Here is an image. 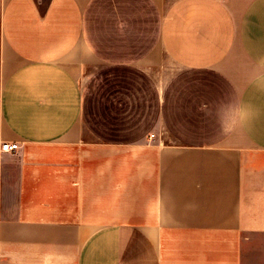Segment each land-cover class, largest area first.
<instances>
[{
  "label": "crops",
  "instance_id": "1",
  "mask_svg": "<svg viewBox=\"0 0 264 264\" xmlns=\"http://www.w3.org/2000/svg\"><path fill=\"white\" fill-rule=\"evenodd\" d=\"M0 264H264V0H0Z\"/></svg>",
  "mask_w": 264,
  "mask_h": 264
},
{
  "label": "built area",
  "instance_id": "2",
  "mask_svg": "<svg viewBox=\"0 0 264 264\" xmlns=\"http://www.w3.org/2000/svg\"><path fill=\"white\" fill-rule=\"evenodd\" d=\"M20 149V146L18 143H8L2 145V151L6 153H15Z\"/></svg>",
  "mask_w": 264,
  "mask_h": 264
},
{
  "label": "rangeland",
  "instance_id": "3",
  "mask_svg": "<svg viewBox=\"0 0 264 264\" xmlns=\"http://www.w3.org/2000/svg\"><path fill=\"white\" fill-rule=\"evenodd\" d=\"M86 80L84 79V81L83 82H85Z\"/></svg>",
  "mask_w": 264,
  "mask_h": 264
}]
</instances>
